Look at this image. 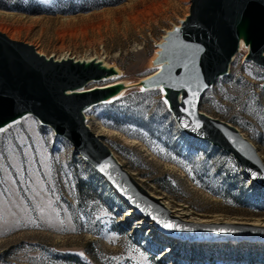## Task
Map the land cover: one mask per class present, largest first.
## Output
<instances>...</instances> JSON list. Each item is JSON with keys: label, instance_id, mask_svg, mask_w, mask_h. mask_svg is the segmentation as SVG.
<instances>
[{"label": "rangeland", "instance_id": "rangeland-1", "mask_svg": "<svg viewBox=\"0 0 264 264\" xmlns=\"http://www.w3.org/2000/svg\"><path fill=\"white\" fill-rule=\"evenodd\" d=\"M190 3L0 0V32L56 59L97 57L117 67L118 77L86 84H119L110 100L85 111L90 130L170 215L252 227L264 223V186L232 154L183 132L161 90L141 83ZM246 52L203 92L199 109L235 126L264 162V66ZM130 209L34 116L0 132V264H264L263 240L176 238Z\"/></svg>", "mask_w": 264, "mask_h": 264}, {"label": "water", "instance_id": "water-1", "mask_svg": "<svg viewBox=\"0 0 264 264\" xmlns=\"http://www.w3.org/2000/svg\"><path fill=\"white\" fill-rule=\"evenodd\" d=\"M180 24L160 42L155 63L162 66L142 85H161L168 109L183 132L232 154L245 175L264 186V162L255 146L232 124L199 109L203 92L228 73L241 39L248 46L245 59L264 66V0H191L189 14ZM114 72L97 59L46 56L32 44L0 32V127L32 114L67 139L129 208L169 235L191 241H264V226L239 224L241 229L232 230L236 224L192 223L170 215L123 168L90 130L84 115L91 104L113 96L119 84L77 90ZM165 223L174 227L165 228Z\"/></svg>", "mask_w": 264, "mask_h": 264}, {"label": "bare ground", "instance_id": "bare-ground-1", "mask_svg": "<svg viewBox=\"0 0 264 264\" xmlns=\"http://www.w3.org/2000/svg\"><path fill=\"white\" fill-rule=\"evenodd\" d=\"M180 25H181V24H180ZM172 30H173V29H172ZM163 41H164V37H163V39H162L161 42H163ZM159 44H160V43H158V47H159ZM160 49H161V48L159 47L158 50H160ZM243 49L248 50V46H246V45L243 43L242 39H241V41H240V45H239V50H238V51H241V50H243ZM64 56H67V55H64ZM61 58H66V57H61ZM59 59H60V58H59ZM91 59H97V60L101 61V62L103 63V65H105L106 67H113L114 70H115V72H114L113 74L107 75V76L101 78L100 80H96V81L106 80V79H108V78H111V77H118V76L120 75V70H119L117 67L108 64L104 59L94 57V58H90V59H78V60H86V61H88V60H91ZM153 66H156V67H155V71H156V70H158L159 68H161L162 63L159 62V63H157V64H154ZM150 75H151V74H150ZM150 75H148V76H150ZM148 76H147V77H148ZM145 78H146V77H145ZM90 82H91V81H90ZM116 83H117V81L114 82V83H112V84H107V85H104V86L114 85V84H116ZM85 87H86V85H84L83 87H80V88L77 89V90H88V89L85 88ZM94 87H98V86H94ZM89 89H90V88H89ZM146 89H159V90H161V92H162L163 94L165 93V91H164V89L162 88L161 85H159V86L147 87ZM67 92L69 93V92H71V91L68 90ZM121 94H122V93H121ZM116 98H117V97H116ZM110 99H111V98H108V99H106V101H108V100H110ZM112 100H113V99H112ZM165 100H166V99H165ZM106 101L104 100V102H106ZM91 106H93V105H90V106H88L87 108H85V109H84V113H85V111H86L87 109H89ZM29 116H33V115L27 113V114L23 115L22 117H19V118L13 120V121L7 123L6 125L0 127V132L3 131V130H5V129L8 128L9 126H12L15 122L20 121V120H22V119H24V118H26V117H29ZM85 116H86V115H85ZM34 117H35V116H34ZM35 118H36V117H35ZM38 121H39V120H38ZM39 122H40V121H39ZM40 123H41V122H40ZM41 124L44 125V126H48V125H45V124H43V123H41ZM54 133H55V132H54ZM55 134H56V133H55ZM56 135H58V134H56ZM59 136H60V135H59ZM208 142H209V141H208ZM128 213H133V209H130V212H128ZM128 213H127V214H128ZM254 226H264V223H261V224H258V223H257V224H254ZM237 229H241V227H238V226H232V230H237Z\"/></svg>", "mask_w": 264, "mask_h": 264}, {"label": "snow or ice", "instance_id": "snow-or-ice-1", "mask_svg": "<svg viewBox=\"0 0 264 264\" xmlns=\"http://www.w3.org/2000/svg\"><path fill=\"white\" fill-rule=\"evenodd\" d=\"M165 103H167V101L165 100L164 101ZM188 125H185V127H187ZM104 169H101V171H103ZM153 219H155V217H153ZM164 227L165 228H171V227H174V225H172V224H169V223H165L164 224Z\"/></svg>", "mask_w": 264, "mask_h": 264}]
</instances>
